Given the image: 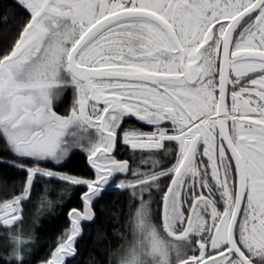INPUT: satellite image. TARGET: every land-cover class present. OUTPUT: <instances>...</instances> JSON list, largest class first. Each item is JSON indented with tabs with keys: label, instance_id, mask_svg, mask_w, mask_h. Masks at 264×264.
<instances>
[{
	"label": "snow or ice",
	"instance_id": "obj_1",
	"mask_svg": "<svg viewBox=\"0 0 264 264\" xmlns=\"http://www.w3.org/2000/svg\"><path fill=\"white\" fill-rule=\"evenodd\" d=\"M13 2L26 16L0 47V141L27 175L0 203V261L32 264L21 203L41 177L87 191L40 264L74 259L114 192L130 193L115 264H264V0ZM77 150L93 177L56 170Z\"/></svg>",
	"mask_w": 264,
	"mask_h": 264
},
{
	"label": "trees",
	"instance_id": "obj_2",
	"mask_svg": "<svg viewBox=\"0 0 264 264\" xmlns=\"http://www.w3.org/2000/svg\"><path fill=\"white\" fill-rule=\"evenodd\" d=\"M5 15L8 17L7 25ZM25 16L13 0H0V47L14 41L12 29ZM72 100V92L66 90L54 101L56 110L64 114L65 108L70 109ZM132 154L130 150L122 157L128 158ZM12 160L13 157L3 151V142L0 141V203L19 195L26 180V172L9 166ZM41 167L53 168L54 165L46 163ZM56 170L85 178L94 175L86 154L78 150L67 159L63 168ZM85 191L87 188L83 186L72 187L57 180L37 178L30 199L21 203L23 224L20 227L33 237L32 264H40L54 249L57 239L69 226L68 211L71 208L82 210L81 193ZM129 195V192H114L96 206V222L82 224L83 238L78 240V255L74 259L67 258L66 264H115L116 254L129 235ZM5 235L6 229L0 227V257L10 253V242L3 238Z\"/></svg>",
	"mask_w": 264,
	"mask_h": 264
},
{
	"label": "flooded vegetation",
	"instance_id": "obj_3",
	"mask_svg": "<svg viewBox=\"0 0 264 264\" xmlns=\"http://www.w3.org/2000/svg\"><path fill=\"white\" fill-rule=\"evenodd\" d=\"M129 124H132L134 127L136 128H140L142 130H150V129H147V128H144L142 124H139L138 122H136L135 120H131L129 121ZM130 152V149H128L127 151L124 152V154L120 155V156H117V159H126V158H123L122 156H125L126 153H129ZM137 156H139L140 154L139 153H136ZM156 206L153 205V208H155Z\"/></svg>",
	"mask_w": 264,
	"mask_h": 264
},
{
	"label": "rangeland",
	"instance_id": "obj_4",
	"mask_svg": "<svg viewBox=\"0 0 264 264\" xmlns=\"http://www.w3.org/2000/svg\"><path fill=\"white\" fill-rule=\"evenodd\" d=\"M23 230H24V228H23ZM27 233V232H26ZM29 233V232H28Z\"/></svg>",
	"mask_w": 264,
	"mask_h": 264
}]
</instances>
